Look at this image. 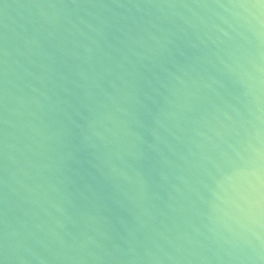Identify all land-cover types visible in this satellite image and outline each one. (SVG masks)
I'll use <instances>...</instances> for the list:
<instances>
[{
	"label": "water",
	"instance_id": "obj_1",
	"mask_svg": "<svg viewBox=\"0 0 264 264\" xmlns=\"http://www.w3.org/2000/svg\"><path fill=\"white\" fill-rule=\"evenodd\" d=\"M0 264H264V0H0Z\"/></svg>",
	"mask_w": 264,
	"mask_h": 264
}]
</instances>
